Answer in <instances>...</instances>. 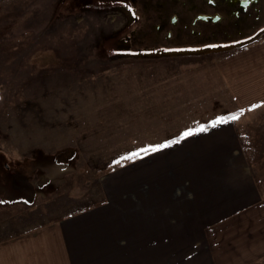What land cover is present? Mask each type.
<instances>
[{"label":"crops","instance_id":"crops-1","mask_svg":"<svg viewBox=\"0 0 264 264\" xmlns=\"http://www.w3.org/2000/svg\"><path fill=\"white\" fill-rule=\"evenodd\" d=\"M215 53L210 64L202 58L181 71L162 69L171 77L161 89L169 95V103L161 101L162 112L169 106L170 117L155 121L158 131L149 136L164 140L110 167L99 201L76 207L77 198L70 197L65 207L49 203L29 212L20 201L0 205V264L262 259L264 180L250 165L241 127L264 102V44L231 51L223 60ZM184 56L169 53L162 59ZM221 118L228 123L213 126ZM2 209L13 214L6 217Z\"/></svg>","mask_w":264,"mask_h":264},{"label":"rangeland","instance_id":"rangeland-1","mask_svg":"<svg viewBox=\"0 0 264 264\" xmlns=\"http://www.w3.org/2000/svg\"><path fill=\"white\" fill-rule=\"evenodd\" d=\"M119 5L118 0H0L1 206L20 201L29 212L49 203L64 206L70 197L77 198L76 207L96 203L110 167L164 140L149 136L158 131L155 121L170 117L169 106L162 112L161 101L169 103V95L161 89L171 77L162 69L181 71L202 58L210 64L215 52L223 60L231 51L264 44L263 34L202 57L117 52L114 35L129 23ZM242 124L250 165L264 180V102ZM9 180L21 181L19 189ZM254 264H264V257Z\"/></svg>","mask_w":264,"mask_h":264},{"label":"flooded vegetation","instance_id":"flooded-vegetation-1","mask_svg":"<svg viewBox=\"0 0 264 264\" xmlns=\"http://www.w3.org/2000/svg\"><path fill=\"white\" fill-rule=\"evenodd\" d=\"M118 3L125 8L129 23L114 35L117 52L200 55L241 46L264 34V0Z\"/></svg>","mask_w":264,"mask_h":264},{"label":"trees","instance_id":"trees-1","mask_svg":"<svg viewBox=\"0 0 264 264\" xmlns=\"http://www.w3.org/2000/svg\"><path fill=\"white\" fill-rule=\"evenodd\" d=\"M238 112V111H237ZM6 170V169H5ZM6 173H7V175L9 174V175H13L14 173H12V172H10V171H6ZM16 175H20L21 174V172L20 171H18L17 173H15ZM23 177H25V176H23ZM30 178V177H29ZM10 179V178H9ZM26 179V178H25ZM24 179V180H25ZM10 182H8L7 184L8 185H10V186H12V187H14V188H17V189H19V186H21V181H11V180H9ZM29 181V180H28ZM39 185V184H38ZM42 185H44V183H42ZM4 186H6V183H5V185H3V187ZM27 186L29 187V183H27ZM2 187V186H1ZM30 189H31V186H30ZM17 199H19V198H8V201H14V200H17ZM24 200H26L27 202H29V203H31L32 201H33V199H31V198H24Z\"/></svg>","mask_w":264,"mask_h":264},{"label":"snow or ice","instance_id":"snow-or-ice-1","mask_svg":"<svg viewBox=\"0 0 264 264\" xmlns=\"http://www.w3.org/2000/svg\"><path fill=\"white\" fill-rule=\"evenodd\" d=\"M239 117L238 116H232L231 117V119L232 120H236V119H238ZM219 123H228V120L227 119H224V118H221V119H219V120H217L215 123H214V125L213 126H215V124H219ZM201 131H205L206 129H200ZM186 135H188V134H186ZM167 145H165V147H166ZM158 150V149H157Z\"/></svg>","mask_w":264,"mask_h":264}]
</instances>
